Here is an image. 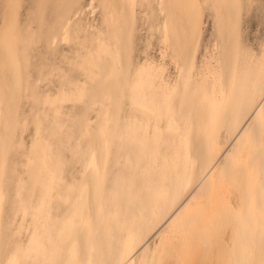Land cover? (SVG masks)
Returning a JSON list of instances; mask_svg holds the SVG:
<instances>
[{
	"label": "bare ground",
	"instance_id": "1",
	"mask_svg": "<svg viewBox=\"0 0 264 264\" xmlns=\"http://www.w3.org/2000/svg\"><path fill=\"white\" fill-rule=\"evenodd\" d=\"M51 1L33 7L27 30L15 8L0 29V264H264V40L256 49L245 27L264 23V0H100L90 27L59 17L24 174L13 164L10 180L30 121L22 100L36 92L29 26L47 23ZM207 7L214 63L206 52L198 65ZM151 12L163 56L173 51L171 81L136 60ZM79 103L95 119L74 129Z\"/></svg>",
	"mask_w": 264,
	"mask_h": 264
},
{
	"label": "rangeland",
	"instance_id": "2",
	"mask_svg": "<svg viewBox=\"0 0 264 264\" xmlns=\"http://www.w3.org/2000/svg\"><path fill=\"white\" fill-rule=\"evenodd\" d=\"M40 0H9L7 5L4 0H0V29L3 28V25L6 21V13L9 11L10 15L12 14L13 8L16 10L18 9L17 15H15V20L18 21V24L21 25V28L24 30H27L28 24V14L31 15L33 13V7H36V4L39 3ZM206 4H212L213 0H206ZM102 13H103V7L100 0H52L49 4V7L47 9V12L45 14L47 18V23L43 24L42 26L39 24V22H34L30 29L34 32L35 37L40 39L38 41L39 44L31 45V53L36 54L31 60V64L29 66L31 70V83H29L30 88H33L36 92L35 94L24 97L22 100L23 109H20L19 112H26L29 118V123L25 129V132L23 133V138L25 140V147L22 149H12L9 153V170L7 172V177L11 180L15 179V172L12 170L13 164L16 165L17 170L19 173L24 174V162L26 161V157L23 155L27 149L32 144V138L34 136V133L36 131V124L33 121V115L34 112H30L32 107L36 106L35 103L38 101L37 108H41L42 104H40L42 92L44 89V86L48 82L47 77H43L39 74L40 70L42 73H45V71H48L51 68V65H53L54 61V52L56 51V43L53 45L49 43L47 45L48 38L51 36L53 32H56L58 30V26H60L59 23H57V20L59 17L61 19H64L68 16H71V23H84L85 26L90 27L91 24L101 22L102 21ZM13 15V14H12ZM58 15V16H56ZM153 12H151L149 19L147 18V21L144 25L140 27V31L137 34V39L135 43V55L136 60L139 62H144L146 60L153 61V63H156L157 65L164 66L163 70V77L171 81L176 77L177 74V68L175 66V63L172 61V50L169 48L168 54L166 57L162 54L161 49V41L159 36V31L156 28H149L150 24L153 23ZM214 9L213 7H207L203 12V23H202V29H203V36H202V43L200 47V52L198 56V65L202 64V61L204 60V55L207 53V56L209 57V62L214 63V59L210 58L212 56V51L214 49V46L209 42L210 39H213V34L216 31L214 26ZM40 20V17L39 19ZM255 23L251 28L248 26V24L245 25L247 28V37L250 43L253 44V46L258 49L260 47L261 41L264 40V23L259 25L258 21L256 19ZM256 24V25H255ZM42 27L41 31L38 29L39 27ZM248 26V27H247ZM41 44V45H40ZM66 44V43H65ZM68 44H70L68 42ZM211 44V45H210ZM68 46V45H67ZM67 46L65 51L69 48ZM60 47V46H59ZM58 48V47H57ZM62 49H59V52L56 55H59L61 53ZM217 53V51H215ZM38 55V56H37ZM2 75V74H1ZM4 78V77H3ZM1 83V81H0ZM2 85V84H1ZM39 89H36V88ZM46 87V86H45ZM38 90L41 91V94L38 93ZM96 89H90L88 91V94L85 98L87 102H90L91 97L95 94ZM1 94V91H0ZM0 101V105H1ZM72 105V103H67V107ZM77 110L80 111L79 115L81 116V119L79 118V121L77 125L74 126V129L78 128V125L82 122H85L89 119L94 120L95 119V113L94 112H83L84 107L82 103H79L76 107ZM29 113V114H28ZM2 114L0 113V118ZM3 122L0 120V128H2ZM20 132V131H19ZM231 142V141H230ZM228 142L226 144V147L230 144ZM69 153V152H68ZM80 163H78L75 166L74 171H76V167H80ZM3 186V184H2ZM58 201L56 200L54 204H56ZM6 207L9 209L10 203H6ZM55 215L58 214V210H55ZM165 223L163 221L158 227L153 229L147 237L142 241V243L137 247L135 252L133 253L132 259H136L137 261L142 256V252L146 249L147 246L153 247L154 242L157 240V234L162 229V224ZM98 260L100 259L97 257ZM96 264V263H94Z\"/></svg>",
	"mask_w": 264,
	"mask_h": 264
},
{
	"label": "snow or ice",
	"instance_id": "3",
	"mask_svg": "<svg viewBox=\"0 0 264 264\" xmlns=\"http://www.w3.org/2000/svg\"><path fill=\"white\" fill-rule=\"evenodd\" d=\"M10 264H16V262H15V261H13V262H10Z\"/></svg>",
	"mask_w": 264,
	"mask_h": 264
}]
</instances>
